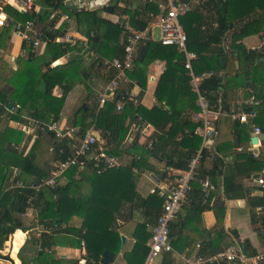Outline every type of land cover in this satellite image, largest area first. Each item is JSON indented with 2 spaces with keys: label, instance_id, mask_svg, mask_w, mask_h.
Returning a JSON list of instances; mask_svg holds the SVG:
<instances>
[{
  "label": "crops",
  "instance_id": "0c3cea01",
  "mask_svg": "<svg viewBox=\"0 0 264 264\" xmlns=\"http://www.w3.org/2000/svg\"><path fill=\"white\" fill-rule=\"evenodd\" d=\"M63 1L64 8H55L45 4L43 0H37L35 9L28 12H24L12 6L7 7V13L15 21L20 23L26 22L23 17L17 16V13L23 14L26 17H30L27 21H32L34 25L43 32L44 41L39 50L34 54L13 27L0 30V95H5L6 98L5 103L0 100V108L3 110L0 120V132H3L6 128H12L23 132V139L21 144L17 147L18 150H20L23 156L32 152L34 163L45 172H48L49 175L54 166L59 162L55 153V141L65 140L70 150L73 151L75 145L78 143L77 139H81L76 136L77 129L72 127L74 117L80 109L88 111L98 106V96L104 92L105 86L112 76L111 73L114 72L104 69L99 64L96 66L94 65L97 63V57L101 56L91 50L90 42L92 39L98 41L99 37L95 35L96 31L94 25L88 20L87 16L96 11H87L82 0ZM161 2L162 0H153V2L149 3L150 5L158 6ZM116 3H118L117 12H115L114 5L111 4L110 6L114 8L113 11L110 12L107 10V7L104 8V16L102 19L109 20L113 25L118 27L114 30L110 29L107 37L115 41L116 45H120L124 48L125 41L121 28L124 16H121L120 12L124 9L128 10L129 6L138 8L140 5L147 4L148 1L116 0ZM69 6H75L76 9H71ZM192 12L197 13L203 18L201 25L202 30L207 32L208 30L213 31L218 28V23L214 16L215 10L210 0L206 4L194 5ZM64 16H68L69 21L64 19ZM154 21L150 23V27L148 26L150 28L148 38L149 36L151 38L153 36V30L156 27ZM84 27H89L88 31L84 29ZM115 31L120 32L118 36L114 34ZM50 34L57 36L51 39ZM92 34H94V37L91 36ZM66 35L72 37L74 41L72 43L65 41L56 42V39H65ZM96 37H98L97 40ZM85 39H88L87 47L83 46ZM146 41L149 40L147 39ZM156 42H159V40ZM49 43L60 44L63 48L69 45L73 49V51H69L59 60L52 62L50 64L51 68L66 66L72 61H78L81 68L80 73L84 75L85 73L91 74L93 77H91L87 83L82 81L72 83L71 90L67 95L59 119L56 122H53L51 119L49 124H47L38 121L33 116L36 110H31L30 107L36 105L34 101L27 102L26 107L29 106V108H25L18 102L12 103L11 99L16 92L24 90L25 87H27L26 81L30 80L31 76L34 80L37 78L34 84L38 89L43 87L41 71L45 73L48 67L46 65H41V58L45 56ZM224 43L226 45L230 44V35L226 36ZM241 43L246 49L254 47L257 49V52H261V50L264 49V31L257 35L246 37ZM143 44L140 46L139 52ZM76 46L80 47L81 51H78ZM30 61L33 66L28 68L27 62ZM198 61L199 57L197 55V59L193 64L195 65ZM262 61H264V59H262ZM165 70L166 62L159 60L155 61L153 66L147 71L144 84L133 81L131 89L138 96L140 105L147 112L155 107L158 109L162 107L168 109L167 103L176 105L179 109H187L182 115V120L184 117H187L190 119L191 123L198 124L195 129V134L200 137L197 129L203 125L204 119L198 117L202 113L201 109L199 112H193L188 109L193 104L198 105L199 95L189 76L188 80L186 78L187 75L185 77L182 73L172 72L170 74L172 79L166 86V92L165 95H163L162 101L157 97V88ZM212 71L218 73L217 71ZM228 71L226 72L229 73L230 71ZM142 85H145V87L143 88ZM63 86L64 85H57L55 87L53 90V95L55 97L60 98L62 96ZM198 89L200 93L199 85ZM257 89L259 92L261 89L264 90V70L255 88L248 86L246 88L240 87L238 90H235L233 111L237 108H243L245 102L251 96L248 97L247 94ZM142 92L143 96H141ZM192 93L197 95L196 103L192 101ZM221 98L223 99V95ZM6 103L10 105L17 103L21 108L17 110L16 114L8 115L5 114V110L3 109ZM218 108L222 109V106L217 107V110H219ZM39 109L42 108L39 107ZM29 113H31V115ZM227 115L230 116V114H224L222 116ZM220 118L221 116L218 119V132L205 151L207 154V165L198 172V176L201 173L207 175L205 178H209L217 186V190L211 195L207 203L202 202V205L199 207L192 205L191 199H187L183 203L178 220L181 222L180 224L182 226H185L184 232L179 229L175 231L174 236L171 238L174 251L159 255L154 264H179L180 256L212 254L222 251L232 245L240 247L246 260L235 262L220 261L216 264H264V260L257 258L258 255L264 252V187L257 183V177H255V175L264 176V168L262 171L253 173L251 176L239 177L237 182L244 189L243 191H239V196L234 197H227L224 194L222 186L223 181L220 176H216L215 174L210 175L212 172H215L214 166L217 158H221L223 164L228 165L236 161L240 162L241 160H238L239 156L248 155L252 157L253 153H257L258 157L253 158H257L264 162V132L259 138V143L253 146L251 142L252 138H254L252 130L253 122L236 129L235 125H233V123L236 122L234 119L222 118L220 120ZM29 119H33L34 123H30ZM52 124L57 125L58 128V131L51 130L56 133L55 139L49 132H43V130H41L42 126L51 127ZM132 124L123 142L122 148L127 150L135 138L139 136L140 145L149 149L147 144H145V140H150L152 142L153 137L159 134V131L151 123H147L148 128L143 137H141L139 128ZM170 130L171 124L167 126L166 132ZM238 130H240V132ZM60 131L62 134L61 136L58 135ZM95 133L100 137L96 145L98 149L102 147L116 151L115 147L107 146V142L102 138L100 130H96ZM238 134H241V144L238 147L230 149V145L236 142ZM183 136L184 132L180 131L174 138L170 139L181 142ZM218 145L220 146L219 152L217 149ZM238 148H242L243 151L239 152L237 150ZM180 152L181 148L172 145L160 151L157 156L144 155L143 159L137 149H135L132 154L126 153L118 155L116 153L121 167L129 168L135 161L140 162L141 167H133V183L130 178H127L126 181H118V185L116 186L117 189L127 187L128 184H131L129 186V191H126L127 193L125 195L129 196V199L122 201L115 209L114 214L116 222L113 223L112 229L108 235V237L112 238V241H109L101 251H96V253H102L101 260L105 251L111 252L109 249H119L118 254L111 252L115 254V259L111 264H130L125 258V255L130 254L134 250L137 243L135 237L137 228L140 225L147 224V232L152 236V230L157 219L156 216L162 211L161 208H163L165 203V196H162V194H164L171 185L173 175H177L179 171H182L174 165H169L168 162L178 164L188 160L187 157L183 161V159L180 158ZM94 159L95 155L93 153L90 154L84 167H76L78 173L86 171L87 167ZM14 167L17 166H13L12 168ZM18 168L21 170L20 179L24 183H34V177L24 176L22 168ZM67 171L60 185L57 187L67 184ZM100 174L101 178L97 184L98 197H102L105 192L109 169L106 168L102 170ZM79 178L80 174L76 176V179ZM202 179L203 178L198 180L199 184ZM80 183V189L75 192V195L71 194L70 196L72 200L66 202L62 201L59 207L56 203L57 197L50 191H45L43 193L42 201H37V197H33V204L27 205L26 211L21 216L23 228L17 229L11 234L4 242L3 249H0V264H12L10 260H12L14 264H22L23 262L26 264H37L38 254L44 252L38 240L42 233H47L43 232L44 228H48L51 224L55 223L59 227V231H56L57 233L67 229L81 232L80 237L74 233H53V236L56 237L57 235L58 241L60 242L52 249L55 254V259L59 264H94L93 261H88L90 259L88 255L89 247L88 244L86 245L85 241L88 230L84 225L89 208L87 199L95 190V183L88 179L82 180ZM132 184L134 185V189ZM149 198L152 202L151 206L145 203ZM74 200L82 202L75 206ZM196 207L199 210H202V208L205 209L202 213L194 215L193 218L187 221L190 211L192 209L194 210ZM221 213L224 214V219L221 226H219L218 219ZM69 214H71L70 217H68ZM46 225L48 227H46ZM23 232L25 233L24 238ZM102 236L103 234H100L96 237H92L90 240L97 241ZM123 237L125 238L124 244L122 240ZM117 238L119 239L117 240ZM150 240L151 238L147 242L148 247ZM93 243L94 242H92V245ZM135 264H137V262Z\"/></svg>",
  "mask_w": 264,
  "mask_h": 264
},
{
  "label": "trees",
  "instance_id": "16d2710c",
  "mask_svg": "<svg viewBox=\"0 0 264 264\" xmlns=\"http://www.w3.org/2000/svg\"><path fill=\"white\" fill-rule=\"evenodd\" d=\"M43 1L51 7L64 8L63 0ZM210 2L215 10L214 16L218 23V28L216 30H208L207 32L202 30L201 25L203 18L195 12H191L184 16L181 19V23L187 34L188 50L195 52L199 57V61L195 65L193 64V71L196 75H201L204 72L212 70L217 72L229 70L231 72L228 71L229 75L225 78L212 77L204 80L200 85V93L208 101L211 110L217 111V107L222 106V110L226 114H232L235 90H238L240 87L246 88L248 86L255 88L264 70V61H262V59H264V49H262L261 52L247 50L241 43L246 37L257 35L264 31V0H210ZM111 4L114 5L115 12H117L118 3H116V0H113ZM127 14L131 16L132 26L136 30L145 31L150 23L155 20V16L159 14V9L158 6L150 5L148 2L147 4L140 5L138 8H133V6H131L130 9H124L120 12L121 16ZM17 16L23 17L26 21L30 19V17H26L20 13H17ZM87 18L92 22V25H94L96 31L95 35L99 37L98 41L94 39L91 40V50L103 58L122 56L124 48L120 45H116L115 41L107 37L110 29L114 30L118 27L113 25L109 20L97 17L95 13L88 14ZM119 33V31H115L114 34L118 36ZM50 35L51 39L57 36L53 34ZM227 35H230L229 45L224 43ZM148 40L150 41V46L145 60L142 63L138 60L136 61V67L133 72L130 73V77L133 81L144 84L146 81L148 64L157 60L166 62V70L161 77L156 92L157 97L162 101L163 95H165L166 92V86L172 79L170 74L172 72H179L186 77L187 71L184 69L186 58L175 46H163L159 42H154L150 36ZM47 47L45 56L41 58V65H46L48 67L45 73L41 71L43 87L38 89L34 84L37 78L34 80L31 76L30 80L26 81L27 87H25L24 90L16 92L11 99L12 103L18 102L25 108H29V106L26 107L27 102L34 101L36 105L30 107L31 110H36L33 116L38 121L45 123H49L51 119L53 122L59 119L67 95L71 90L72 83L81 81L87 83V81L93 77L91 74L85 73L84 75L80 73L81 68L78 61H72L66 66L51 68L50 64L52 62L59 60L73 49L69 45L63 48L60 44L52 43H49ZM98 64L99 62L94 65L96 66ZM31 66H33L32 62H27V67L31 68ZM111 75L110 80L114 77L115 72H112ZM186 78L189 80L188 76ZM57 85H64L62 88L63 93L60 98L53 95V90ZM142 87L144 88L145 85H142ZM263 91L264 90L261 89L259 97L264 100ZM222 95L223 99L221 98ZM250 95L251 93L249 92L247 96L249 97ZM141 96H143V92ZM0 100L5 103V95L2 96L1 94ZM117 101L118 96H116L112 102L101 107L100 110H98V106L88 111L80 109L72 122V127L77 129L76 136L82 139L91 128L100 130L102 138L107 142V146L115 147V153L118 155L126 153L132 154V152L137 149L142 159L144 155L157 156L160 151H163L169 146H177L181 148L180 158L184 161L188 157V160L178 164H172V162H168V164L174 165L181 170H186L188 168L189 160L194 152L200 148L202 140L195 134V129L198 124L191 123L190 119L187 117H184L182 120V115L187 109H179L176 105L167 103L168 109L164 107L158 109L155 107L147 112L140 104L135 106L130 103L125 105L122 111L117 112ZM192 101L193 103L197 102V95L195 93H192ZM245 105V110L250 111V108ZM39 107L42 109H39ZM188 109L193 112L200 111V107L197 104L191 105ZM257 109L259 115L254 122L257 126L261 127L264 132V102ZM2 114L3 110L0 108V120ZM29 114L31 115V113ZM137 117H141L146 123H151L159 131V134L152 139L153 148L151 150L140 145L139 136L135 138L127 150L122 148L131 124L137 122ZM222 118L232 119L229 115H221L220 120ZM169 124H171V130L166 132V128ZM233 125H235L236 129H239L241 126L249 124H242L236 121ZM44 128L43 132H49L53 135L54 139L56 138V133L49 130L46 126ZM180 131L184 132L181 142L170 139L174 138ZM238 131L240 132V130ZM23 135V132L12 128H6L3 132H0V206L2 208L0 216V249H3L4 242L11 234L17 229L23 228L21 216L26 211L28 199L30 197H37V201H42L43 193L45 192L43 191L42 193L36 194L33 190L28 188L6 191L8 187L7 180L11 168L13 166L22 168L24 176L34 177V183L49 175L48 172H45L34 163L32 152L23 156L20 150H18L17 147L21 144ZM240 135L241 134L237 135L236 142L230 145V149L238 147L241 144L242 138ZM55 148V153L59 162L65 161L71 155L72 150H70L65 140H56ZM217 149L219 152V145ZM206 155L205 153V156ZM238 160L241 161L224 165L222 159L217 158L214 166L215 172L209 173L210 175L215 174L222 178L223 192L227 197L239 196V191H243L244 188L237 182L239 177L251 176L253 173H258L264 168L263 161L248 155L239 156ZM133 167H141L140 162H133L129 168L121 166L118 168H110L105 192L102 197L97 196V184L101 178L100 173L105 169V165L100 164L96 167L94 161L91 162L84 172L78 173L76 167L69 169L66 173L68 182L65 186H59L55 190H47L57 197L56 203L59 207L62 201L66 202L72 200L70 196L71 194L75 195V192L80 189L79 186L82 180L88 179L95 183V190L87 199L89 208L84 225L88 230L85 236L86 245L88 244L90 252H88L90 258L88 261H93L94 264H101L100 260L102 253L99 254L96 253V251L90 250L92 242L95 241L90 239L100 234L105 236L109 235L113 223L116 222L114 214L115 209L122 201L129 199V196L125 195L127 193L126 191H129V186L131 184H128L127 187H121L120 189H117L116 186L118 185V181H126L127 178H130L133 183ZM78 174H80V178L76 179ZM206 176L207 175L201 173L197 176V180L193 182V190L189 193L187 199H191L192 205L194 206L199 207L202 205L203 195L198 180L201 178L204 179ZM132 187L134 189L133 184ZM78 200H74L75 206L82 202ZM145 203L151 206L152 202L149 198ZM197 207L190 211L187 221L193 218L194 215H199L205 209L202 208V210H199ZM159 215L156 216L157 219ZM70 216L71 214H69L68 217ZM223 219L224 214L221 213L218 219L219 226H221ZM180 223L181 222L178 220L171 225L170 239L174 236L177 229L184 232L185 226H182ZM46 227L48 226L46 225ZM62 232L74 233L77 234L78 237L81 236L80 231L71 229L59 233L56 232V234ZM135 237L137 243L134 250L130 254L125 255V258L130 264H135L136 262L137 264H143L150 250L147 246V242L151 238V234L147 232V224L140 225L137 228ZM58 240L57 235L55 237L53 234L49 233L41 234L38 242L44 252L38 254L37 264H59L52 251V249L60 243ZM109 250L115 254L119 253V249ZM22 264L26 263L23 262Z\"/></svg>",
  "mask_w": 264,
  "mask_h": 264
},
{
  "label": "built area",
  "instance_id": "2783aa9c",
  "mask_svg": "<svg viewBox=\"0 0 264 264\" xmlns=\"http://www.w3.org/2000/svg\"><path fill=\"white\" fill-rule=\"evenodd\" d=\"M82 1L85 9L89 12L104 9L112 3V0ZM143 1L153 2V0ZM208 1L209 0H162L158 5L159 14L155 16L154 24L160 29L159 43L163 46H175L186 58L184 69L187 71V76L191 78L194 88L198 91V105L202 111L201 115L198 117H202L204 122L203 125L197 129L202 139L200 148L189 160L188 168L179 171L177 175H173L171 185L168 190L162 194V196H165V203L153 227L151 240L149 242L150 250L143 264H154L159 255L174 251L170 239L171 225L178 221L182 205L187 200L189 193L193 190V182L197 180L198 172L207 165L205 151L218 132L219 117L226 114L221 108L217 111H213L209 108L208 101L199 93L198 85L200 86L204 80L215 76L225 78L228 73L226 71H220L218 73L210 71L201 75H196L194 73L193 63L197 59V54L188 50L187 34L181 23V19L192 12L194 5L206 4ZM36 2L37 0H0V30L13 27L17 34L23 38V41L33 54L39 50L44 41L43 32L39 30L32 21H26L24 23L15 21L7 13L6 9L12 6L24 12H28L35 9ZM130 8L131 6L128 7V9ZM64 19L69 21L68 16H64ZM149 27L145 31H138L132 26L131 16L128 14L125 15L121 23L125 41L122 56L111 59L97 57L99 65L108 71L115 72L114 77L106 84L104 92L98 96V110L105 104L112 102L116 96H118V101L116 103L117 112L122 111L123 107L127 104L132 103L135 106L140 104L138 96L131 89L133 80L130 77V73L133 72L136 67L140 46L148 39ZM91 36L94 37V34ZM57 41L72 43L74 39L66 35L65 39H56V42ZM83 44V46L87 47L88 39H85V43ZM247 50L256 51L257 49L252 47ZM263 102L264 100L259 97V91L257 89L252 91L251 96L246 101L245 106L250 108V111H246V107H243L235 109L233 113L230 114L232 119L242 124H250L253 122V135L258 138L263 135V131L254 121L259 115L257 108L261 106ZM20 108L21 106L17 103L14 105L6 103L3 106L5 114L8 115L16 114L17 110ZM29 122L33 124L34 120L29 119ZM132 125L139 128L141 137H143L148 128L147 123L141 117H137V122H133ZM44 127L45 126H42L41 130H44ZM48 129L58 131L57 125L55 124H52ZM95 131L94 128H91L84 138L77 139L78 143L75 145L71 155L65 161L58 162L51 170L50 175L38 182L31 184L24 183L20 179L21 170L18 167L12 168L8 177V188L6 190H23L28 188L33 190L36 194H39L43 191L55 189L60 185L67 170L71 167H84L88 156L92 153L95 155L94 162L96 167L100 164H104L105 169L118 168L120 166V161L116 156L115 150L102 147L98 149L96 147L98 140L94 135ZM58 135H62L61 131L58 132ZM145 142L147 147L152 149V142L150 140H145ZM253 146L256 145L253 144ZM237 150L239 152L243 151L242 148H238ZM252 157H258V154L253 153ZM256 181L259 185L264 187V176L260 175ZM200 185L203 203H207L211 195L217 190V186L209 178L200 180ZM33 200V197H30L27 201V205H32ZM1 212L2 208L0 206V216ZM58 228L56 223L51 224L48 228H44L43 232L53 234ZM257 258L264 260V252L258 255ZM239 260L245 261V256L239 246L232 245L222 251L212 254L180 256L179 264H216L220 261L235 262Z\"/></svg>",
  "mask_w": 264,
  "mask_h": 264
},
{
  "label": "water",
  "instance_id": "95a60500",
  "mask_svg": "<svg viewBox=\"0 0 264 264\" xmlns=\"http://www.w3.org/2000/svg\"><path fill=\"white\" fill-rule=\"evenodd\" d=\"M69 7L71 9H76L75 6H69ZM113 9H114L113 6H108L107 7V10L110 11V12H112ZM97 39H98V37H96V40ZM149 46H150V42L149 41H146L143 44V46H142V48H141V50L139 52V56H138V61L139 62H141V63L144 62L145 57H146V54H147L148 49H149ZM94 135H95V137H96L97 140L100 138L97 135V133H94ZM251 142H252V144H258L259 143V138L258 137H254V138H252V141ZM255 177L258 178L259 175H255ZM122 240H123V244H124L125 243V238L123 237ZM114 259H115V254H113V253H111L109 251H105L104 254H103L101 263L102 264H111L114 261ZM10 261L12 262V264H14L12 260H10Z\"/></svg>",
  "mask_w": 264,
  "mask_h": 264
},
{
  "label": "rangeland",
  "instance_id": "374dc122",
  "mask_svg": "<svg viewBox=\"0 0 264 264\" xmlns=\"http://www.w3.org/2000/svg\"><path fill=\"white\" fill-rule=\"evenodd\" d=\"M96 16L99 17V18H102L104 16V9H99L95 12ZM84 29H89V27H84ZM91 29V27H90ZM152 39L154 42L158 41L160 39V29L155 27L154 30H153V36H152ZM76 49L78 51H81V48L80 47H77L76 46ZM73 51V50H72ZM154 62H151L148 64L147 66V71L148 69H150L152 66H153ZM119 238H117L118 240ZM109 241H112V238L111 237H108V236H105L103 235L102 237H100L97 241L95 240L93 245L90 247V250L91 251H101L105 245L109 242ZM119 242V241H118ZM119 246V245H118Z\"/></svg>",
  "mask_w": 264,
  "mask_h": 264
},
{
  "label": "bare ground",
  "instance_id": "6f19581e",
  "mask_svg": "<svg viewBox=\"0 0 264 264\" xmlns=\"http://www.w3.org/2000/svg\"><path fill=\"white\" fill-rule=\"evenodd\" d=\"M49 33V32H48ZM86 54V53H85ZM47 124H49V123H47ZM20 232H22V231H20ZM23 234H24V236H23V238L25 237V233L23 232Z\"/></svg>",
  "mask_w": 264,
  "mask_h": 264
}]
</instances>
